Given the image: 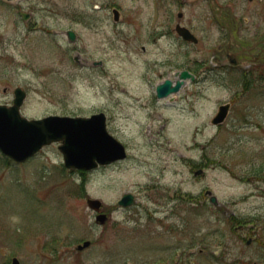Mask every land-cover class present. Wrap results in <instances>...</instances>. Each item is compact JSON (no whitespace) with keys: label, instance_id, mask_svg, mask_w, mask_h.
<instances>
[{"label":"rangeland","instance_id":"rangeland-1","mask_svg":"<svg viewBox=\"0 0 264 264\" xmlns=\"http://www.w3.org/2000/svg\"><path fill=\"white\" fill-rule=\"evenodd\" d=\"M213 1L0 0V103L20 86L27 118L102 111L127 150L93 170L66 168L57 142L21 163L0 151V264H264V55L227 62L215 20L250 44L264 0ZM184 68L196 78L157 98Z\"/></svg>","mask_w":264,"mask_h":264},{"label":"water","instance_id":"water-1","mask_svg":"<svg viewBox=\"0 0 264 264\" xmlns=\"http://www.w3.org/2000/svg\"><path fill=\"white\" fill-rule=\"evenodd\" d=\"M23 18L27 14L20 11ZM115 17L117 11L114 10ZM176 31L184 39L195 41L196 38L188 28L176 25ZM71 38L72 31H68ZM177 79L165 78L155 87L156 95L163 97L177 91L184 83L185 78L193 79L194 76L186 69L176 73ZM25 96V91L20 87L14 90L13 103L9 106L0 104V150L5 155L16 161H23L33 155L42 145L52 141H60L58 148L62 152L64 165L90 169L98 163L106 164L125 157V147L108 133L105 126L103 112L93 113L90 116H69L49 114L40 118L28 119L20 114L19 107ZM228 109V104H221L217 113L212 118V123L221 122ZM134 198L131 193H124L118 204L129 205ZM214 201V197L212 198ZM88 205L98 210L102 205L100 199L87 197ZM96 219L104 222L106 215L99 213ZM89 240L83 241L77 248H83ZM11 264H19L16 257Z\"/></svg>","mask_w":264,"mask_h":264},{"label":"flooded vegetation","instance_id":"flooded-vegetation-1","mask_svg":"<svg viewBox=\"0 0 264 264\" xmlns=\"http://www.w3.org/2000/svg\"><path fill=\"white\" fill-rule=\"evenodd\" d=\"M222 12H220L219 13V18H216L215 20H216V22H217V24H219V23H224V25L227 27V29L228 28H230L231 30H232V34L234 35V24H230V22H231V18H228V17H226L224 20H223V18H222ZM220 19V20H219ZM232 46L234 47V40H233V42H232ZM256 47H258V49H257V52H253L252 50H247V49H245V47L244 46H242V45H239V51H240V53H243V54H248V55H250L251 57H254V58H257L259 55H261L262 53L264 54V42L263 43H261L260 45H257ZM236 54H237V51H232V58L234 59L235 58V56H236Z\"/></svg>","mask_w":264,"mask_h":264}]
</instances>
